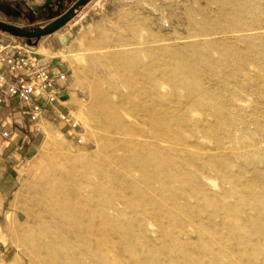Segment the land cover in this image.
Returning <instances> with one entry per match:
<instances>
[{
    "label": "bare ground",
    "instance_id": "bare-ground-1",
    "mask_svg": "<svg viewBox=\"0 0 264 264\" xmlns=\"http://www.w3.org/2000/svg\"><path fill=\"white\" fill-rule=\"evenodd\" d=\"M160 1V6L155 0L147 4L162 13L181 6V0L176 4ZM183 1L186 16L190 14V0ZM152 15L155 17L156 13L137 12L126 27L131 43L127 47L105 46L96 57L102 62L103 74L109 77L98 89L99 101L89 119L96 149L75 156L48 124L40 122L37 126L45 133L37 162H42L47 153H52V160L39 178L35 214L24 225L14 217L7 227L8 234L23 240L30 264H189L187 250L181 249L185 243L190 248L199 247L203 261L199 264H205L204 248L208 250L213 236L234 240L237 245L232 246L240 247L251 260L256 258L259 247L246 235L251 231L264 232V185L245 183L238 188V181L237 196L244 194L254 201L249 209L241 207L246 221L228 213L227 206L218 215L212 212L206 221L203 213L210 197L201 178L209 176L205 177L201 169L190 178L191 161L183 154L189 142L176 124L181 113L172 92L176 82L173 69L178 68V63L171 53L177 49L159 44L154 28L160 27L149 25ZM182 16L173 14L171 18L182 24ZM256 23L250 21L249 28ZM260 25L264 28V21ZM220 34L222 31L215 27L194 34L193 37L203 39L191 44L192 53L201 54L200 45L218 42L222 39L218 38ZM190 47L180 46L178 50L183 52ZM57 53L61 55L60 51ZM192 60L203 64L210 62L211 57L202 54ZM200 78L194 76L183 84L189 87L201 109L205 107L201 93L193 89ZM164 87L170 95L163 91ZM52 114L59 118L56 113L43 117L51 119ZM212 131L207 126V132ZM77 142L84 144L80 137ZM222 150L219 145L217 151ZM195 160L201 165L205 158L197 155ZM257 170L258 174L262 171ZM220 175L223 179L227 176ZM192 212L199 216L198 221H191ZM171 220H177V226ZM256 220L262 224L258 230ZM221 226L226 227L223 233L214 232ZM19 261L15 257L6 264ZM212 263L237 264V258H217Z\"/></svg>",
    "mask_w": 264,
    "mask_h": 264
},
{
    "label": "rangeland",
    "instance_id": "rangeland-1",
    "mask_svg": "<svg viewBox=\"0 0 264 264\" xmlns=\"http://www.w3.org/2000/svg\"><path fill=\"white\" fill-rule=\"evenodd\" d=\"M44 1H0V19L18 26H45L55 20L58 12L48 15L46 10L43 12L47 15L46 20L38 21L39 11L33 9L32 3L36 6ZM77 1L63 0V9H70ZM147 1L149 0H92L79 9L76 17L65 27L41 38L37 45L44 44L47 47L49 43L63 47L60 48L61 55L57 53L59 49L56 46L50 49L48 55L62 57L64 70L69 75L68 84L72 88L69 108L64 112H70L78 125L74 133L70 134L72 127L57 119L54 114L50 115L51 119L42 122L49 125L55 137L75 156H82L96 149L90 134L92 123L89 119L95 113L93 111L99 101L98 89L109 80L108 75L103 74L102 62L96 57L105 46L117 44L127 47L131 43L132 36L126 31V27L137 12L143 11L149 15L156 13L155 17L152 15L153 19H149V25L160 27L154 28L160 38L159 44L177 49L171 53L172 59L178 63V68L173 69L176 82L172 95L177 110L181 113L176 124L183 129L182 136L189 142L183 154L191 161L190 178L193 179L201 169L205 177L209 176V179L201 178L205 192L210 197L203 215L208 221L212 212L218 215L227 206L228 213L246 221L247 215H244L242 208L249 209L254 201L244 194L237 196L238 181V188H242L245 183L264 185V28L260 25L264 21V0H190V14L186 16L183 0L179 2L180 8L174 6V9L169 8L170 11L164 10L163 13L153 11ZM169 1L171 4L178 2ZM155 3L156 6L161 5L160 0H155ZM173 14L185 16H182V24L171 18ZM250 21L258 23L250 29ZM189 26L191 28L188 29ZM214 27L216 31H222L218 36L222 39L213 44L209 42L206 46L200 45L202 53L199 55L192 53L194 50L190 47L191 44L203 39L193 35L212 31ZM141 32L147 33L146 30ZM145 46L146 44L142 45L143 48ZM180 46L190 48L181 52L178 50ZM202 54L210 56L211 61L202 64L192 60ZM73 73L76 76H72ZM194 76L201 77L198 84L193 85L194 91L201 93L205 105L201 109L189 87L183 84L184 80L189 81ZM163 91L170 95L165 87ZM207 126L213 129L211 134L207 132ZM37 129V135L30 140L33 142L30 154L18 168V189L10 204L21 216L20 225H24L29 216L32 218L35 214L41 185L39 178L48 168L53 156L52 153H47L42 162H37L45 139V133L39 127ZM78 137L82 138L84 144L77 142ZM219 145L223 146L221 152L217 151ZM197 155L205 158L201 165L196 164ZM257 169L262 170L260 174ZM221 173H226L225 179ZM191 218V221L199 220L195 212L191 213ZM172 221L177 226V220ZM256 224L257 230L262 227L260 220H256ZM2 225L5 228L3 221ZM210 228L213 231L211 225ZM225 228L221 226L214 232L223 233ZM246 237L259 247L254 260L244 255L240 247L232 246L237 245L234 240L213 236L208 250L204 248L205 264H213L212 260L217 258L230 260L231 256L237 258V264H264V232L257 234L251 231ZM195 241L198 242L197 239ZM0 242H4L5 248L11 249L9 255L0 254V264L11 262L15 257L19 258V264H30L23 240L8 234L7 227L4 233L0 229ZM198 248H190L187 243L181 245L182 251L187 250L189 264L203 263Z\"/></svg>",
    "mask_w": 264,
    "mask_h": 264
},
{
    "label": "built area",
    "instance_id": "built-area-1",
    "mask_svg": "<svg viewBox=\"0 0 264 264\" xmlns=\"http://www.w3.org/2000/svg\"><path fill=\"white\" fill-rule=\"evenodd\" d=\"M68 79L65 70L51 66L48 56L33 45L0 31V106L8 98L17 103L30 122L56 113L60 121L75 128L72 114L58 106L61 83ZM9 135L3 132V136Z\"/></svg>",
    "mask_w": 264,
    "mask_h": 264
},
{
    "label": "crops",
    "instance_id": "crops-1",
    "mask_svg": "<svg viewBox=\"0 0 264 264\" xmlns=\"http://www.w3.org/2000/svg\"><path fill=\"white\" fill-rule=\"evenodd\" d=\"M47 45L44 47V44H39L36 49L48 56L51 66L64 70L65 65L62 64L61 56L48 55L50 49L57 47L60 51L63 47L58 45L55 47L49 43ZM71 91L72 88L68 81L61 83L58 106L63 111H67L69 108L68 101L71 98ZM45 119L47 118L43 117L35 123L30 122L17 103L8 98L0 106V229L3 233L14 217L21 220L19 213L10 206L13 195L18 189L16 185L17 172L22 162L30 154L33 147V142L30 140L37 135L38 124ZM4 131L9 132L10 135L3 136ZM2 221L6 225L5 228H3ZM3 243L0 242V254H11V249L5 248Z\"/></svg>",
    "mask_w": 264,
    "mask_h": 264
},
{
    "label": "water",
    "instance_id": "water-1",
    "mask_svg": "<svg viewBox=\"0 0 264 264\" xmlns=\"http://www.w3.org/2000/svg\"><path fill=\"white\" fill-rule=\"evenodd\" d=\"M7 2H30L33 0H0ZM51 2V0H47ZM92 0H78L70 9H68L63 15L50 22L49 24L43 27H37L33 30H29L28 28L22 26H16L8 23H4L0 21V31L8 33L12 36L20 37L25 39L30 45H37L41 38L54 34L63 27H65L71 20H73L79 9L86 6ZM59 1H56L58 3ZM61 7V6H59ZM36 38V41L32 42V39Z\"/></svg>",
    "mask_w": 264,
    "mask_h": 264
},
{
    "label": "flooded vegetation",
    "instance_id": "flooded-vegetation-1",
    "mask_svg": "<svg viewBox=\"0 0 264 264\" xmlns=\"http://www.w3.org/2000/svg\"><path fill=\"white\" fill-rule=\"evenodd\" d=\"M56 1H59L58 3H56ZM35 3H32V7L34 10H38L39 13L37 14V20L38 21H41V20H46L47 18V15L46 14H43L44 11H48V15H54L56 12H58L56 14V16L54 17L55 19H57L58 17H60L61 15H63L69 8L67 9H63V0H51V2H48L47 0H45L44 2L34 6ZM61 6V7H59ZM36 20V21H37ZM54 20V19H53ZM1 22H4V23H8V24H12V25H16L18 26V24H13V23H10L8 21H5L3 19H0ZM50 22V21H49ZM21 26V25H20ZM33 27H28V26H23V27H27L29 30H33L37 27H43L44 25H41V26H35V24L32 25ZM36 41V38H33L32 39V42Z\"/></svg>",
    "mask_w": 264,
    "mask_h": 264
},
{
    "label": "trees",
    "instance_id": "trees-1",
    "mask_svg": "<svg viewBox=\"0 0 264 264\" xmlns=\"http://www.w3.org/2000/svg\"><path fill=\"white\" fill-rule=\"evenodd\" d=\"M2 2V1H1Z\"/></svg>",
    "mask_w": 264,
    "mask_h": 264
}]
</instances>
